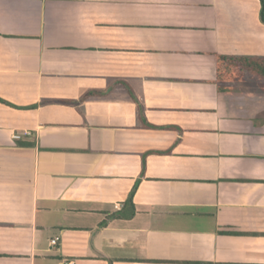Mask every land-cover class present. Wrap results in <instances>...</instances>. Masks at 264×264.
Here are the masks:
<instances>
[{
    "label": "crops",
    "instance_id": "obj_1",
    "mask_svg": "<svg viewBox=\"0 0 264 264\" xmlns=\"http://www.w3.org/2000/svg\"><path fill=\"white\" fill-rule=\"evenodd\" d=\"M260 10L0 0V264H264Z\"/></svg>",
    "mask_w": 264,
    "mask_h": 264
},
{
    "label": "trees",
    "instance_id": "obj_2",
    "mask_svg": "<svg viewBox=\"0 0 264 264\" xmlns=\"http://www.w3.org/2000/svg\"><path fill=\"white\" fill-rule=\"evenodd\" d=\"M261 4L260 19L264 24V0H259ZM217 66H218V80L221 82H226L229 77L236 73L240 74H250L257 79L264 81V56H233L226 54H216ZM0 102H5L0 99ZM68 102V101H63ZM142 126L154 128L156 126L147 123V121L141 118ZM158 128V127H157ZM166 129L170 127H165ZM26 146H33L32 142L25 144ZM137 186L131 191L125 204H133V195L136 191ZM121 217L120 214L116 213L113 217Z\"/></svg>",
    "mask_w": 264,
    "mask_h": 264
},
{
    "label": "built area",
    "instance_id": "obj_3",
    "mask_svg": "<svg viewBox=\"0 0 264 264\" xmlns=\"http://www.w3.org/2000/svg\"><path fill=\"white\" fill-rule=\"evenodd\" d=\"M28 135H29V134H28ZM14 138L17 139V140H19V139L22 138V136L19 135V134H16V135H14ZM60 241H61V237L57 236V237H55V238H53V239L51 240V245H52V246H58L59 243H60ZM66 264H71V263H70V262H67Z\"/></svg>",
    "mask_w": 264,
    "mask_h": 264
},
{
    "label": "rangeland",
    "instance_id": "obj_4",
    "mask_svg": "<svg viewBox=\"0 0 264 264\" xmlns=\"http://www.w3.org/2000/svg\"><path fill=\"white\" fill-rule=\"evenodd\" d=\"M247 77L253 79L252 75H250V74L247 75ZM262 92H263V91H262ZM262 92H259V93L261 94Z\"/></svg>",
    "mask_w": 264,
    "mask_h": 264
}]
</instances>
